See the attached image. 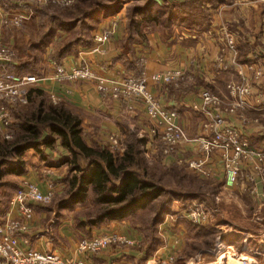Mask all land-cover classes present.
I'll return each mask as SVG.
<instances>
[{"label":"crops","instance_id":"0c3cea01","mask_svg":"<svg viewBox=\"0 0 264 264\" xmlns=\"http://www.w3.org/2000/svg\"><path fill=\"white\" fill-rule=\"evenodd\" d=\"M4 13L5 9L0 6V29L3 41L20 49L19 58L14 61V65L31 61L28 51L25 52L26 50L19 47L20 37L16 29L2 24ZM263 16L264 0H223L214 10L207 29H182L174 24L172 29L156 30L149 22L130 25L124 7L96 25L94 35L103 31L113 20L117 22L115 33L104 44L101 52L92 51L95 46L93 40L91 45L82 48L78 55L64 58L61 64L67 69L87 64L96 75L107 79H121L128 75L139 74L141 58L144 59V67L148 74L176 68L183 70L186 83L181 87H176L172 83L156 84L151 81L149 87L164 107L179 112V122L190 139L212 136L211 130L204 127V123L208 122L210 117L200 109L203 103V91L213 88L212 92L229 108L235 98L229 94L228 82L224 74L231 75L233 71L236 75L234 81H239L243 75L251 86V94L246 97L245 108L237 109L235 113L226 111L227 108L223 106L220 108L226 121L238 128L251 145L255 137L264 136V48L261 43H264ZM145 24L151 28L144 34ZM227 24L233 27L234 32L241 33L239 37L237 36L238 46L243 43L247 47V50L244 48L243 51L238 48L240 54L239 58L235 59L237 64L234 63V55L224 49ZM176 26L179 29L175 28ZM175 29L177 32L174 31ZM54 62L56 61L52 58L46 60L48 66L43 71L44 76L33 87L40 88L49 95L60 96L65 104L79 109L84 115V128L97 131V134L102 136L109 132L122 135L123 130L126 129L137 130L141 134H148L150 139L152 124L143 103L136 102L130 107V104L122 103L123 101L119 99L102 95L94 79H59ZM93 138L96 141L103 139L98 136ZM104 138L107 140L106 136ZM93 142L92 139L88 141L90 144ZM177 152L181 156L190 155L191 158H198L203 151L199 141L190 140L182 143ZM46 153L50 156V160H45L34 152L33 161H26L27 172L18 177L22 181L27 179L38 183L42 190H47L50 185L60 188L67 178L65 171L68 164L65 159L70 153L60 145L56 149L46 148ZM172 161H174L172 157L166 158V162ZM207 166L214 170L218 182L225 186L226 176L221 150L211 153ZM243 173L250 175L253 171L246 164L243 165ZM234 189L245 191L241 186ZM79 205L81 207L77 208L76 206ZM82 205L84 204L78 203L72 209L64 208L70 209L72 214L70 211L67 213L66 210H61L60 222L55 226L52 225L53 223L49 224L54 227H49L46 222L52 219L54 212L37 208L39 204L33 205L34 216L29 221L28 246L43 252H53L66 259L83 258L87 264H264V214H261L259 222L254 220V217H233L231 216L233 213L230 214L233 220L229 222L234 226H229L225 221L216 222V228L223 233L237 231L244 235V246L240 250H236L234 244L223 242L220 236L210 248L195 250L192 241L197 235L190 231L183 218L174 217L184 205L176 201L160 226L159 246L149 256H146V248L143 245L123 244H112L97 253L82 254L77 249L81 232L74 224L73 217L77 210L85 209ZM257 205L255 202H249L247 207L259 209ZM229 207L237 209L238 204L234 203ZM262 209L264 210L263 207ZM9 216L20 217L17 210L10 212L8 205L3 221ZM134 220L127 218L108 222L93 228L90 235L82 232V237L117 233L141 242L143 236L139 226L133 224ZM252 221L255 222L254 226L260 227L248 226L247 224L251 225ZM188 249L195 252L193 256H188Z\"/></svg>","mask_w":264,"mask_h":264},{"label":"trees","instance_id":"16d2710c","mask_svg":"<svg viewBox=\"0 0 264 264\" xmlns=\"http://www.w3.org/2000/svg\"><path fill=\"white\" fill-rule=\"evenodd\" d=\"M130 1L136 2V5L128 10L129 24L149 22L156 30L172 29L174 24L182 29H207L212 21L209 5L218 7L221 3V0H185L175 4L159 3L157 0H82L81 4L72 8L70 5L63 13L62 16L70 21H65L60 14L52 17L54 23L59 22L62 28L81 21L92 30L102 19L117 13ZM83 4L89 6L85 7ZM59 26L53 25L42 40L52 36L54 38ZM91 43L92 41L86 45ZM72 52L70 46H63L56 49L52 59L61 64ZM2 67L0 64V71ZM7 67L20 73L44 76L38 66L33 67L32 61L18 66L8 64ZM28 98V104L17 111L19 121L15 126L18 127V132L12 140L4 138L0 141V156L3 157L0 167H8L6 174H24L27 172L26 161L21 156L24 151L34 149L43 159L50 160L46 148L56 149L60 145L70 153L65 159L70 172L67 199L62 201L60 209L86 203L91 196L95 207L82 213L84 219H81V216L75 217L76 226L82 232L90 235L93 228L108 222L133 218V224L139 226L143 236L140 246L146 248V256L152 254L160 243L159 225L171 212L174 201L185 199L188 202V199L194 198L195 195L190 192V195L186 196L183 191L167 187L149 171L144 156L146 138L134 134L135 138L128 143L124 151L115 153L107 146L88 143L84 136V115L79 109L64 103H48V94L40 88H33ZM251 143L252 147L264 150V136L255 137ZM6 156L14 159L9 162ZM174 167L176 165L171 166L172 173ZM191 178L195 177L191 176L189 182L192 181ZM181 180L184 182L182 177ZM181 180L179 179L180 183ZM151 207H156L152 218L140 217ZM208 233L210 229L207 227L206 234ZM222 239L229 245L234 244L236 249L243 246L239 233L223 235ZM193 246L196 245L193 243ZM196 248L195 250H199ZM188 253V256H193L195 252L188 249Z\"/></svg>","mask_w":264,"mask_h":264},{"label":"built area","instance_id":"2783aa9c","mask_svg":"<svg viewBox=\"0 0 264 264\" xmlns=\"http://www.w3.org/2000/svg\"><path fill=\"white\" fill-rule=\"evenodd\" d=\"M75 0H0V6L5 9L2 24L6 27L19 26L34 15V8L43 5L69 6ZM116 21L113 20L103 31L94 36L95 46L92 51L101 52L115 33ZM225 50L237 56L236 41L232 35L226 37ZM16 52L11 45L3 41L0 29V124L5 129V139H11L9 131L12 125L10 105L27 101V93L41 78L36 75L20 73L8 69V64H14ZM56 65V75L59 79H94L99 91L104 95L124 100L133 107V103L141 102L145 106L147 116L152 124L151 135L163 145V152L167 155L176 152L180 145L190 141L185 128L179 122V112L164 107L154 92L149 87V82L156 84H175L179 86L186 83L185 72L181 69L155 72L148 74L144 67V59L140 60L139 74L128 75L121 79H107L96 75L89 65L67 69L62 64ZM231 96L238 100L236 104L231 103L230 109L242 106L246 103L243 96L251 94L250 86L245 80L230 82L228 84ZM203 103L200 109L211 118L206 125L212 132L210 138H202V148L205 153L210 154L215 150H221L223 166L225 169L226 186L234 188L241 186L251 195L258 196L264 205V150H256L251 147L247 138L233 125L227 123L220 114L212 113L211 107L221 106L222 100L209 91L202 93ZM55 102L60 97L52 94ZM211 105L210 107H208ZM213 108V109H214ZM212 113V114H211ZM114 137V136H112ZM114 143H117L115 139ZM250 161L253 173L245 175L243 164ZM203 158L194 159L189 162L193 168L201 169ZM260 188V189H259ZM56 190L50 185L47 190H42L40 185L30 180H23L16 189L10 202V212L17 210L20 217H7L0 223V264H87L85 259H66L53 252H43L30 248V226L29 221L34 216L33 205L46 206L51 203ZM178 218H184L193 224L206 223L207 214L203 204H187L182 207ZM112 244H123L128 246H140L141 242L130 239L117 233L84 237L79 240L77 249L82 254L97 253ZM26 247H25V246Z\"/></svg>","mask_w":264,"mask_h":264},{"label":"rangeland","instance_id":"374dc122","mask_svg":"<svg viewBox=\"0 0 264 264\" xmlns=\"http://www.w3.org/2000/svg\"><path fill=\"white\" fill-rule=\"evenodd\" d=\"M222 1L223 0H221V2ZM164 2H167L170 4L178 3V1H174V0H165V1H161L159 3H164ZM81 3H82V0H75L74 3L71 5V8L78 5V4H81ZM220 4L221 3H219V5ZM134 5H136V2L130 1V2L125 3L122 7V8H124V7L126 8V17H127L128 22H129L128 10L130 9V7H132ZM69 6L43 5V6L35 7L34 8V15H32V17L28 18V20L24 21V23L22 25L11 26V27L15 28L16 32L19 34V37H20L19 45H21L19 47L22 48L23 50H26L25 52L28 51L29 56H31L30 60L33 63V67L36 65V66H38V68L41 71H44V69H47V66H48L46 64V60L48 58H52V54L55 53L56 49H60L63 46L68 45V46H70V50H72L73 52L71 54L67 55L66 57L75 56V55H78L80 53L82 48L87 46L86 44L88 42H91V41L93 42L94 36H95L93 32H94V29L96 27L94 29L90 30L86 26L85 22H81V21L76 22L75 23L76 25L74 24L75 26L73 25V26L65 27V28L60 27L59 22L54 23L52 15L60 14L62 16L63 13H65L68 10L67 7H69ZM83 6L86 7L89 5L83 4ZM216 8H218V7H213L212 5H209L210 14H211L212 18H213V12ZM61 21H63V20H61ZM65 21H70V19L66 18ZM139 21H140V18H139ZM262 23H264V16L262 18ZM116 24H117V22H116ZM53 25L59 26L62 29L57 27L59 29L57 30L55 37L53 38V36H52V37H49L43 41L42 39L44 38L45 33L49 29H51ZM144 27H146L145 28L146 31H144V34H145L147 32V30L151 27L149 25L147 26L146 24ZM175 28L179 29L178 26H176ZM130 29L132 30V28H130ZM158 30H160V29H158ZM230 30H232V31H230ZM174 31L177 32L176 29ZM228 34L232 35L236 41L237 56L235 57V59L237 60V57L239 58V54H240L238 48L240 47V49L243 51L244 48H245V50H247V47L243 43L241 46H238L237 36L239 37V35L241 33L234 32L233 27L231 28L229 26V24H227L226 37ZM52 35H53V33H52ZM142 35L143 34H141V36ZM225 41H226V39H225ZM261 43H262V47L264 48V43L263 42H261ZM13 48L17 54V56H16V60H17L19 58V52H20L19 50L20 49H18L16 46H13ZM44 57H46L47 59H45ZM27 74H30V73H27ZM32 75H35V74L32 73ZM224 75H225V79L228 82L227 83V88H228V84L230 82L234 81L233 79H235L236 75L233 73V71H232L231 75H226V74H224ZM39 78H41V77H39ZM243 78H245V80L247 81V83L250 86L249 81L243 75H241V79L239 81H234V82H240V81H242ZM173 85H175V84H173ZM181 86H182V83L176 87H181ZM33 88H35V87H31L29 92L27 93V101L26 102H19L17 104H12L9 107L10 115L12 118V125L9 128V131L12 134V138L9 140H12L14 138L15 134L18 132V127L15 126V124H17L19 121L17 113L19 112L20 109L24 108L28 104V99H29L28 97H29L30 91ZM206 90L211 92V94H214L212 92L213 88L210 87L209 89L207 88ZM250 90H251V86H250ZM228 91H229V94L231 96L229 89H228ZM102 95H104V94H102ZM248 95H250V94L243 96V99L246 100V97ZM105 96H109V95H105ZM58 97H60V96H58ZM110 97H112V96H110ZM112 98H114V97H112ZM114 99H119V98H114ZM119 100L123 101L122 103H126L122 99H119ZM220 100H222V99L220 98ZM48 101H49L48 103H52L55 105L60 104V103H64V101H62L61 99L58 102H55L52 99V94L51 95L48 94ZM237 102H238V100L234 99L232 103L236 104ZM126 104H128V103H126ZM210 106L211 105H209L208 107H210ZM221 106L227 108L226 111L235 113L237 109L238 110L244 109L246 106V103L243 104L242 106H237L236 108H234V110L226 107L224 104H222ZM221 111H222V109L220 108V106H217L216 108L211 110L212 113L220 114L221 117H223V119L226 121V119L222 115ZM210 120H211V118H210ZM210 120L208 122L204 123V127H206V125L210 123ZM83 128H84V126H83ZM150 130H151V128H150ZM4 131H5V129L0 124V141H3L5 138L4 137ZM134 134H137V136L146 138L147 143H145V147H144V149H145L144 156L147 159V166L149 168V171L152 172L156 178L161 179L162 183L164 185H166L167 187L172 188V189H178L176 191H180V192L183 191L184 195H186V196L187 195L189 196L190 192L195 195V196L193 195L194 198L188 199V202L185 201V199L179 200L177 202L183 203L184 204L183 207L187 204L189 205V204H193V203L203 204V206L205 208V212L207 214V219H208L206 221V223L193 224L192 222L187 221L186 219L183 218V220H185V224L190 229V231L195 232V234L197 235V236H195L193 241L190 239L192 241V244L194 243L196 245L195 248L201 247V248H196V249L200 250V249L210 248L212 246V244L213 245L215 244L216 238L218 236H220L221 240L223 241V239H222L223 235L225 236V235H230V233H232V234L239 233L237 231H231L228 233H223V231H219L218 228H216L217 227V223H216L217 221H222V222L225 221L227 224H229V226H234V225L230 224V222H229L230 220L231 221L233 220L231 218V216H233L236 218H243V217L252 218V217H254V220H257V222H259V220L262 217L261 214L262 215L264 214V210L262 209V207L264 208L262 200L258 196L251 195V193H249L247 191L241 192V191H238L237 189L235 190L234 188L226 186V183H225V186H226L225 187L223 184L218 182L214 170L207 166V162H208V159H209L211 153L207 154L203 151L202 153H200L201 155H199L198 158H191L192 156H190V155H183V156L179 155L177 152L178 150H177L174 153H169L166 155L163 152L164 147H163L162 143L158 140V138H156V137L154 138L151 135V137L149 139L148 134H141L137 130L136 131L135 130L132 131L130 129L123 130L122 135H124V136L109 132V134L104 135L107 137V140H106L104 138V136L97 134V131L93 132V131L88 130L87 127L84 128V136H85L87 141H90V139H92V140H94V142L92 144H98L100 146H107L110 149H112L115 153H122L124 151V149L126 148V146L128 145V143L135 138L133 136ZM150 134H151V132H150ZM96 136L102 137L103 139L102 140L99 139L98 141H96L95 138H93ZM112 136H114V137H112ZM115 139L117 140V143H114ZM201 139L202 138L190 139V140L199 141V143L201 145V151H202L203 148H202ZM252 148H254V147H252ZM254 149H256V148H254ZM256 150H260V149H256ZM34 152H36L34 149H29V150L24 151L21 156L23 157L24 160L26 159L25 161L30 162V161H33L32 158H34V157H32V156L34 155ZM171 157L174 159V161L166 162V158H171ZM6 158L9 162L14 159L11 156H6ZM199 158L204 159V163L201 166L202 170L197 169V168H193L189 164V162L191 160L199 159ZM2 159H3V157L0 156V160H2ZM7 160H5V161H7ZM222 162H223V160H222ZM246 164L249 165L253 171L252 163L250 161H245L243 165H246ZM174 165H176V167L173 168L174 173H172L170 169H171V166H174ZM66 169L67 170L65 171L66 172L65 174H66L67 178H65V180L63 181L62 187L55 188L56 193H55V196H54L52 202L47 204L46 206L40 205L39 207H37V208L41 207V208L46 209V210L48 209V210L54 212L52 214V219L49 221H46L48 226L50 223H53L52 225L55 226L61 220V217H60L61 211L60 210L63 211V209H60V204L62 203V201H65L67 199L68 179L70 177L69 166ZM7 170H8V167H6V166H4L2 168L0 167V172H1L0 173V223L3 222L5 210L8 207V204H9L13 194L15 193L16 189L18 188V186L22 182V180L18 177V175L6 174ZM176 174L177 175L179 174L184 179V182H183V180H181V177H179V175H178V177H175ZM191 176H193L195 178H191L192 181L189 182ZM179 179L182 181L181 183H180ZM91 200H92V197L90 196L88 201L86 203H83L84 205H82L85 207V209L80 208V210H77L78 212H76L73 216L74 220H75V217H79V216L83 217L82 213H85L87 210L95 207L93 202H91ZM174 202H176V201H174ZM249 202L250 203L251 202L257 203L258 204L257 208H259V209L248 208L247 205ZM234 203L238 204L237 209L229 207L230 205H232ZM76 207L77 208L81 207V205L76 206ZM72 208H74V207H72ZM155 208L156 207H153V208L151 207V209H149L148 212L142 213L140 215V217L141 216H143V217L149 216L152 218L154 215L153 213H155ZM64 210H66L67 213H69V211H70V213L72 212L70 209H64ZM144 211H147V210H144ZM180 211H181V209H180ZM180 211L178 212V214H180ZM231 213H233V215L230 216ZM177 215H174V217L177 218ZM54 223H56V224H54ZM74 224L76 225V220L74 221ZM254 224H255V222L252 221L251 225H249V224H247V225L250 227H256V226L258 228L260 227L259 225L254 226ZM54 226H49V227H54ZM160 226L161 225H159V230H160ZM204 226H206V227H204ZM207 227L210 229V233H208V234H206ZM232 229H234V227H232ZM80 232H81L80 238H78L77 242H79L80 239L84 238V237H82V234L84 232L82 233L81 230H80ZM239 234L242 236V239H241L242 242L241 243H244V241H245L244 235L241 233H239ZM202 235H204V237ZM188 248H191V247H188ZM234 248L236 249L235 245H234ZM241 248H242V246H241ZM216 249H217V246L214 248V250L216 251ZM236 250H240V249H236Z\"/></svg>","mask_w":264,"mask_h":264}]
</instances>
